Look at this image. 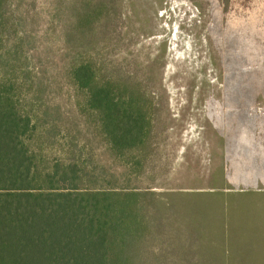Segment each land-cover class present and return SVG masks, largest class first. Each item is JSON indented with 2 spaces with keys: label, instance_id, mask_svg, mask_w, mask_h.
<instances>
[{
  "label": "rangeland",
  "instance_id": "obj_1",
  "mask_svg": "<svg viewBox=\"0 0 264 264\" xmlns=\"http://www.w3.org/2000/svg\"><path fill=\"white\" fill-rule=\"evenodd\" d=\"M82 1H11L7 43L19 36L47 105L43 155L83 149L90 163L124 172L95 113L77 109L69 73L89 62L101 80L138 89L155 111L153 184L178 194L173 231L158 237L167 260L158 264H264V0H92L114 10L109 40L86 52L63 41L68 7ZM255 220L259 231L249 229ZM223 242L229 263L218 261Z\"/></svg>",
  "mask_w": 264,
  "mask_h": 264
},
{
  "label": "trees",
  "instance_id": "obj_2",
  "mask_svg": "<svg viewBox=\"0 0 264 264\" xmlns=\"http://www.w3.org/2000/svg\"><path fill=\"white\" fill-rule=\"evenodd\" d=\"M11 1L0 0V264L162 263L167 259L158 256V237L173 231L172 198L178 194L156 191L153 184L155 111L141 103L138 89L103 81L81 61L69 73L81 96L77 109L82 116L95 113L124 172L90 163L83 149L66 159L43 155L47 105L31 61L15 46L19 36L7 43ZM113 8L92 0L70 5L64 43L85 52L100 48L109 40L104 32ZM146 173L149 185L142 187ZM222 244L226 256L218 261L229 263V244Z\"/></svg>",
  "mask_w": 264,
  "mask_h": 264
},
{
  "label": "crops",
  "instance_id": "obj_3",
  "mask_svg": "<svg viewBox=\"0 0 264 264\" xmlns=\"http://www.w3.org/2000/svg\"><path fill=\"white\" fill-rule=\"evenodd\" d=\"M261 158H263V157H261ZM242 192H243V191H242ZM251 223H253V224L256 225V226H255V227H251V226H249V229H252V228L257 229V228H258V227H257L258 224H256V220H255L254 222H251ZM253 224H252V225H253ZM260 228H262V227H260ZM259 230H260V229H257V231H259ZM261 230H264V228H262ZM252 232H253V233H251V234H254L255 231H252Z\"/></svg>",
  "mask_w": 264,
  "mask_h": 264
}]
</instances>
